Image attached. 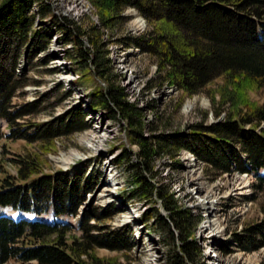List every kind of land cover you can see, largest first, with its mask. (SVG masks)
Segmentation results:
<instances>
[{
  "label": "trees",
  "instance_id": "1",
  "mask_svg": "<svg viewBox=\"0 0 264 264\" xmlns=\"http://www.w3.org/2000/svg\"><path fill=\"white\" fill-rule=\"evenodd\" d=\"M88 1L96 8L101 27L121 22L124 8L135 7L152 30L146 46L142 38L132 40L155 57L157 71L163 72L160 77L190 95L221 82L217 85L220 103L230 105L225 119L146 137L141 109L127 101L124 88L117 84L107 44L97 30L101 27L85 28L68 17L53 15L48 0H0V118L9 126L8 133L0 129V140L20 138L44 147L56 137L88 127L80 105L48 122L29 123L19 120L37 110V101L13 104L12 99L26 84L16 74L18 60L25 49L29 55H36L48 47L50 27H38L35 20L49 16L50 23L63 34V43L72 44L74 53L68 51L71 57H78L81 69L94 71L106 82L105 88L97 87L91 93L90 108L105 110L108 118L119 122L124 120L132 142L139 146L133 157L124 150L116 161H126L128 180L134 185L132 197L152 204L157 199L163 201L167 216L156 208L151 210H155L156 226L169 241L167 264H204L199 246L191 239L196 218L179 207L168 187L153 183V160L160 155L174 157L186 149L203 160L214 177L233 170L254 172L252 199L259 200L264 214V174H258L264 169V0ZM14 162L19 176L1 179L0 207L38 216L51 210L52 221L0 215V264L10 260L16 264H84L80 254L94 245L115 250L129 247L132 233L128 226L92 233L97 228L89 223L94 212H86L79 219V237H72L70 243L65 238L72 227L59 219L78 214L86 194L97 183V175H85V167L81 173H43L35 156ZM114 213L116 209L109 205L100 216L110 219ZM236 241L245 251L263 245L264 215L256 222H246Z\"/></svg>",
  "mask_w": 264,
  "mask_h": 264
},
{
  "label": "rangeland",
  "instance_id": "2",
  "mask_svg": "<svg viewBox=\"0 0 264 264\" xmlns=\"http://www.w3.org/2000/svg\"><path fill=\"white\" fill-rule=\"evenodd\" d=\"M57 1L60 5L64 6L70 0ZM82 1L80 9L75 13L74 17L76 19L74 21L85 28L89 25L101 27L99 19L98 23L96 21L98 17L96 8L89 5L86 0ZM136 11L138 12L135 7L126 6L121 13L123 17L121 22H117L111 27L104 26L97 30L100 38L102 40L107 39L111 50L113 49L111 53L114 63L112 62L111 65L117 78V84L124 88L125 95L128 97H126L128 99L127 101L134 102L143 113V134L146 137H152L153 134L187 131L191 125L198 122L211 124L223 121L229 112L230 105L229 103H220L217 85L221 82L215 81L208 84L202 91L190 95L178 87L169 84L166 80H163L160 77L163 72L157 71L155 57L147 52L140 44L132 40L133 38H142L143 44L146 46L149 40L148 34L152 30L151 24ZM137 15L141 16L144 21L140 18L135 19ZM42 23L45 25L46 22ZM135 24H139L141 27L136 29ZM133 29L137 31H133ZM109 45L107 46L109 47ZM68 50L73 51L72 46L69 44L60 45L51 41L44 51H40L36 55H29L26 49L21 54L16 67V74L26 84L12 99L13 104L22 105L37 101L38 107L33 114L30 113L23 119H20V122H48L56 117L62 116L70 108L79 103L90 106L91 93L97 87H106V82L98 78L94 71L82 70L81 65L77 63L78 57H71L70 54L72 52ZM122 53L124 65L119 62L123 58L117 56ZM61 62L63 63L61 64ZM123 67L125 70H123ZM128 74L130 75L128 76ZM67 76H70L68 82L64 81V78ZM133 82L136 83V86L130 88L129 86H132ZM146 87H148L147 90ZM139 95L141 96L138 97ZM254 97L257 98L256 96ZM134 98L135 101H133ZM151 103L153 105H149ZM217 111L219 113L216 115L215 113ZM88 117L84 116V121L87 122L88 127L81 131L56 137L51 142L43 144L44 147H42L40 142L29 143L20 138H2L0 140V181L7 176L17 178L19 176V167L14 161L20 158H27L28 156L37 157L39 164H37V168L39 167V171L43 173L58 170L69 173L75 171L81 173L85 167V175H97L98 180L94 184L93 190L86 194L85 200L78 208V214L72 217L61 218L72 227L65 237L68 243L71 242L72 237L77 238L80 236V230L78 228L79 219L86 212H94L96 214L89 221L91 225L97 226L96 229L92 230L94 234L100 231L108 232L118 228V219L131 207H140V219L132 220L125 225L131 228L132 233L127 249L121 248L115 250L109 249L108 247H96L94 245L92 246L93 249L89 252L80 254L79 259L84 264H153V262L151 263V259L153 257V214L155 210L152 211L151 209L156 208L155 206L157 204H152L145 199L132 197L130 193H127L126 187L127 184H130V181L128 180L129 173L126 170V161L120 163L116 161L124 150L132 153L133 157V152L137 149L139 150V146L137 143L132 142L127 123L124 125L118 119L115 120L112 118H108V120L100 117ZM101 125L112 128L115 132L114 138L110 139L109 142L106 141L102 148H99L96 144L97 140L94 145L98 147H94V145L93 147L86 146L84 144L86 137L95 134L96 131L93 132L94 127L99 126L102 128ZM0 129L4 133L9 132L7 122L1 118ZM73 153H78L81 157L75 159L68 167H64L59 163V161L69 158ZM108 157L112 161V173L116 176L118 187L116 188V195L114 193L111 198L103 199L99 195H101L106 187L105 181L107 179V173L105 160ZM162 158L158 156L155 158L157 161L153 162V173L156 176L157 172L163 169L165 170V168L169 170L167 175L168 179L165 181L168 183L169 190L172 188L171 184L176 183L177 180H184L185 183H190V180L199 177L195 179L197 183L194 182L199 186L202 183H206L208 186L213 183L215 177L210 171H207L206 164L203 165V172L193 171V173H190L182 161L172 159L173 162L168 164L167 162L169 161L167 159L162 160ZM178 162H181V166L180 164L178 166ZM260 173H264V170H261ZM156 178L160 180V177ZM239 184L241 183L238 180L237 186ZM190 186L189 184L187 189H190ZM253 193L254 189L252 187L251 196H253ZM251 202L250 210L243 219L244 225L248 221L256 222L264 215L260 208L259 200L255 201L252 199ZM109 205H113L116 213L110 219L101 218L100 213L102 209ZM5 209L8 208H0V211ZM146 212H149L148 214L150 215L145 219L143 216ZM224 212L223 216H227L228 212ZM6 214L13 216V212L11 211H7ZM40 217L45 220H50L51 218L49 212ZM197 221L198 219L196 218ZM53 238L54 236L50 239ZM169 249L168 247L167 253L165 254L166 258L163 254L158 264H167ZM236 261L239 264H248L247 261L243 260L242 256L230 259L229 263ZM252 263H264V255L262 257L258 256V259H252ZM5 264H16V261L10 260Z\"/></svg>",
  "mask_w": 264,
  "mask_h": 264
},
{
  "label": "built area",
  "instance_id": "3",
  "mask_svg": "<svg viewBox=\"0 0 264 264\" xmlns=\"http://www.w3.org/2000/svg\"><path fill=\"white\" fill-rule=\"evenodd\" d=\"M86 1L88 2L89 5L93 7V5L88 0ZM82 2H83L82 0H70L68 3H66V5L63 6L60 5L57 0H48L53 15L59 18L68 17L72 20L76 19L74 17L75 13L80 9ZM33 9L37 11L38 6L36 4H33ZM141 16L137 15L135 19L140 18L142 21H144V19ZM50 19L51 17L49 16L45 18H41L40 16H37L35 20V25H37L38 27L39 25H43V26L48 25L50 27L51 38L49 40V44L52 41L55 44L57 43L60 45L61 44L65 45L62 40L63 34L59 30H56V27L50 23ZM96 21L98 23V17ZM41 22H46V23L44 25ZM133 31H137V30L133 29ZM103 41H105L107 45H109L107 39H103ZM67 44L72 46V44L70 43ZM116 46L118 47V45ZM108 50H109V56L111 62L114 63V59L111 53V51L113 52V49L111 50L110 45L108 47ZM117 56L123 58V53L120 55L118 54ZM119 62L120 64L124 65L123 63L124 58L120 59ZM123 70H125L124 67ZM129 75L130 74H128V76ZM135 86L136 83L133 82L132 86L129 87L131 88ZM140 96L141 95H139L138 97ZM133 101H135V98L133 99ZM78 105H80L83 108V111L85 112V116L87 118H89L88 116H90V117H100L102 119H108V117L105 115L106 114L105 110L99 109L95 111L89 108L90 106H88V104L86 105L84 103L83 104L79 103ZM149 105H153V104L151 103ZM120 122L123 123L124 125L126 124L124 120ZM102 126L108 127L110 129V132H112L107 140L109 142L110 139L114 138L115 132L109 126L106 125H102ZM136 151L138 152L139 150L137 149ZM136 151L133 152V154H135ZM158 157H163L162 160L167 159L169 161L167 162L168 164L169 163L171 164L173 162L172 159H177L178 161H182V163L186 165V168H188L190 173H193V171L203 172V168H204L203 165L206 164L203 160L199 159L193 151L186 149L179 150L178 154H176L174 157H170L168 155H160ZM155 161L157 160L154 159L153 162ZM179 164L181 166V162H178V166ZM163 170L157 172L156 176L153 173V183L156 186L157 185L167 186L168 184L165 181H167L168 179L167 175L169 173V170L167 168H165L166 171L164 170L163 172ZM156 177H160V180H157ZM238 177L244 178L245 180L249 181V185H251V187L248 193L246 194L236 193ZM198 178H194L193 180H190V183H185L184 180L182 181L177 180L176 183L171 184L172 188H170V191L171 193L174 194L179 207L181 209L188 210L195 218L198 219V221L196 222L197 223L196 227L193 230L191 239L195 240L200 248V260L204 264H230L229 263L230 259H235L238 256H242L243 260L247 261L248 264H254L252 263V259H258V256L262 257L264 255V244L252 251H245L238 247L236 236L244 232L243 219L245 215L249 212L250 207L252 205L251 193H252L253 183L255 180V175L253 173L240 172L235 170L230 172H223L215 176L213 183L210 184L209 186L206 185V183L203 184L202 181H201L202 184L200 186L195 184L197 183V180L195 179ZM189 184L191 185L190 189H187V186ZM133 187L134 185H132L131 183L127 184L126 187L128 191L127 193H130ZM154 197L156 198V196ZM120 198L122 199V197ZM210 200L212 202L209 203ZM162 203H163L162 199H157V203L155 204H157L158 207L157 205L155 207L157 208V211L160 212V214H162L163 216H167L168 212L164 209ZM137 209L138 212L135 218H133L132 220L140 219L139 217L140 207H138ZM224 211L228 212L227 216H223V214L225 213ZM123 215L124 214H122L120 218H122ZM155 219L156 216L153 215V256H154L153 259L156 260L155 264H158L163 254L166 258L165 254L167 253V249L169 247V241H167L164 232L156 226ZM127 223H122V224L119 223L118 226L121 225L124 226ZM175 234L177 235L176 230H175ZM177 243L179 244L178 241Z\"/></svg>",
  "mask_w": 264,
  "mask_h": 264
},
{
  "label": "bare ground",
  "instance_id": "4",
  "mask_svg": "<svg viewBox=\"0 0 264 264\" xmlns=\"http://www.w3.org/2000/svg\"><path fill=\"white\" fill-rule=\"evenodd\" d=\"M140 27L141 26H139V24H135L136 29H139ZM62 63L63 62H61V64ZM69 77L70 76H67L66 78H64V81L68 82ZM131 83H132V81H131ZM131 83H129V84H131ZM94 128L95 129L93 132L96 131V133L87 136L86 139L84 140V144H86V146H92L93 147L95 141L97 140L96 144L99 146V148H102V146H104V143L108 140V138L110 137V134L112 132H110V129L108 127H105V126L104 127L102 126V128L99 126L94 127ZM97 145H94V147L95 146L98 147ZM95 150H97V149H95ZM80 157H81V155H79L78 153H73L69 158H67L66 160L59 161V163H61L64 167H68L70 165V163H72L75 159H78ZM111 164H112L111 160L108 157V159L105 160V168H106V173H107V179L105 181L106 187L102 191L101 195H99L103 199L111 198L114 195V193L116 192V188L118 187L116 176L112 173L113 170H112ZM238 180L241 184H239V186H237L236 193H239V194L248 193L250 191V187H251V185H249V181L245 180L244 178H241V177H238ZM115 195H116V193H115ZM210 202H212V201L210 200L209 203ZM7 211H9V210H7ZM137 212H138V209L136 207H131V209H127L125 214L123 215V217L120 218L118 222L122 224V223H127V222L131 221L133 218H135ZM12 215H15V214H12ZM210 217H211V214H210ZM121 226H119V227H121ZM153 258H154V256L151 259V263L153 262V264H155L156 260H154ZM231 264H239V263H237V261H236L234 263L232 262Z\"/></svg>",
  "mask_w": 264,
  "mask_h": 264
}]
</instances>
